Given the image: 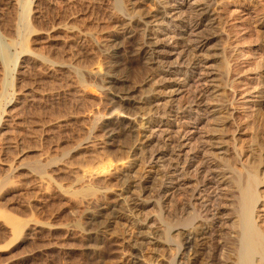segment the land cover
Masks as SVG:
<instances>
[{"label":"rangeland","instance_id":"rangeland-1","mask_svg":"<svg viewBox=\"0 0 264 264\" xmlns=\"http://www.w3.org/2000/svg\"><path fill=\"white\" fill-rule=\"evenodd\" d=\"M162 2L0 0V264H169L177 243L182 248L174 264L211 263L208 240L190 251L184 243L185 231L199 224L191 211L202 200L190 191L195 181L179 178L180 166H173L170 151L157 139L156 126L171 133V106L186 96L177 85L182 76L148 80V56L136 50L151 27L130 15L154 12ZM176 3H182L184 17L193 9L207 13L193 35L205 43L189 53L209 76L206 109L188 124L186 148H192H184L181 157L192 156L194 146L209 139L215 152L209 160L225 174L214 235L221 247L213 259L224 264L232 254L227 248L234 244L229 234L238 205L229 176L244 182L242 173L257 164L261 201L254 217L264 230V0ZM123 26H133V36H123ZM109 76L133 87L139 111L134 110L133 132L117 133L107 146L101 142V115L110 106ZM146 95L155 99L148 108L141 103ZM95 114L101 115L94 119ZM148 127L156 136L145 144ZM34 158L49 164L32 170L28 161ZM163 174L174 180L163 185L171 195L159 197ZM95 204L113 217L88 239L79 229L85 226L83 212ZM112 205L118 211H109ZM164 226L173 227L175 244L165 245Z\"/></svg>","mask_w":264,"mask_h":264},{"label":"bare ground","instance_id":"bare-ground-1","mask_svg":"<svg viewBox=\"0 0 264 264\" xmlns=\"http://www.w3.org/2000/svg\"><path fill=\"white\" fill-rule=\"evenodd\" d=\"M176 1L177 0H166V2H162V4H160L157 7V9L154 10V12H148L149 11L148 10V11H145L146 13L143 12L142 14H137L135 11H133L134 14L132 15L129 14V15L131 16V18L135 17L138 20L144 21L145 23L143 24L149 25L151 27V30L146 32V36L142 44L138 48H136L138 52L144 51L147 54L146 56H148L147 62L149 65H151L150 68L152 67L151 72L148 74V77H147L148 80L150 81L158 80V79L164 80L166 78H169V79L173 78L175 80L176 79L178 80V77L182 76L181 81L178 82L177 85H178V89H183L182 91L183 93H185L187 97L183 96V98H181V100H179L176 103V105L174 104L175 106H171L170 110L173 111V112L170 111L173 113L172 123L169 124V125H172L171 133H169L170 130L168 131V129L167 131H164V130L161 131L159 130L160 128H158L159 126H156L157 128L156 132L160 134V135L157 134V139L159 140L162 139L163 140L162 142L164 143V147L170 151L168 152L170 154L167 157H169L168 159L170 161H173V164H174L173 166H175V168L180 166L179 170H181V173L179 172L180 173L179 178H181V176L182 178L190 177L195 181V183L193 182L194 188L192 190L189 189L190 191H192V196L196 193L197 197H200L202 199L201 202L198 203V206H199L198 209H197V205H195L194 203L193 205L191 204L193 200L190 203L193 209L191 211H196L195 212L196 214L194 212L193 214H195L194 217H196V219L199 220V224H197L196 226L190 227L192 221L195 218L193 217L194 219L192 221L190 220L191 222L189 221L190 222L189 227L192 229L189 228L187 231H185V234L183 233L185 235L184 243L187 245L186 248H188V250L190 251L192 248L194 249V247L196 246H202L206 244L208 240L209 241V248H208L209 253L208 254L211 260L210 264H215L213 259L216 258L217 252H219L218 249L219 247H221L220 243L215 242L214 240L215 227H216L215 224L217 220L216 216L218 215V210H219L218 208L223 207V204H221L222 203L221 199L223 198L224 195H221L219 191H221L220 187H221L222 180L225 177V174H223V172L220 171V169L218 168V164L214 162L215 160L213 159L212 161L209 160L215 154L214 151H211L213 150L214 147L212 143L208 141L209 139H202V140L199 139L200 142L197 141L198 143L193 148L192 156L187 157L185 154L186 157L184 156L183 158L181 157V151L184 148H186V146L188 145V138L190 137L189 135L190 129L188 128V124L190 122H193V120H196L195 118H197L201 114V112L205 111L206 109L205 108L206 103L204 102L203 99L206 97L205 95L208 91L205 87V84L209 76L205 71L202 70L201 60L198 58H195V56H191L190 58L189 53H191L192 51L191 49L201 48L203 47L205 43L203 40H202L203 42H200V41L197 42L195 40L196 38L193 35H195L196 29L199 28V26L202 25L203 22L205 21L207 13H206V9H200V10L193 9L189 15L187 16L185 15L186 17H184L183 16L184 14H182L181 10H179L180 5L182 3H176ZM176 10L177 12L173 13ZM126 15H128V13H126ZM56 25L58 26V24ZM124 25H128V24H124ZM129 26L131 27V24ZM167 26L170 30L163 29V28L168 29ZM62 27H65V25ZM67 27L70 28V26H67ZM130 27L123 26L120 33L125 37L133 36V33L136 29L134 28L133 30L132 29L133 26L132 28ZM176 27H180L182 30L180 29L179 31L174 32L173 28H176ZM45 30L47 31V29ZM176 37H180V41L173 40ZM170 40H173V41L171 42ZM100 45H102V43ZM103 47H105V45H103ZM78 70L80 69L78 68ZM107 71L109 72V69ZM93 72L94 70L92 69L91 73ZM95 74H97V72ZM123 82L124 80L111 76V78L107 82V84H111V86L110 85L109 86L112 87L110 90V93H109L110 96L108 99V102L110 105L109 109H107V111L103 115L95 114V116H93L94 118V117H98L101 115V117L105 120V122H103V128L102 126L101 128L103 130L104 137L106 138L104 139L106 141H101V142L102 143L104 142V144H106L107 146L111 143V141L113 140L115 135H117V133L119 134L122 133L124 135H130V133H132L134 130L133 115L136 114L134 110H136L135 108L137 107L135 106L136 101L133 100L134 97L132 98V95H133L132 88L133 87L132 88L127 87L126 86L127 84L124 85ZM141 101H142L141 103L144 104L145 107L148 108L154 103L155 99H152L151 96L146 95L142 98ZM137 103L138 102H136V104ZM137 109L139 111V108ZM125 110L126 111L128 110V112L130 113H126ZM94 119H97V118H94ZM147 129H148L147 131L149 132V134L146 136L144 135L146 137L145 144L153 142L152 140L156 136V135L153 136V134L155 133V132L153 133V130H154L153 128L148 127ZM164 132L166 133L164 135L165 139L164 137L162 138L158 137V136H161V134H163ZM151 135L153 137H150ZM192 143H194V141ZM102 145L103 144H101V146ZM190 147L186 149H190ZM200 153L202 157L198 159L197 157L200 155ZM47 162L48 161H41L40 159L34 158L28 161V167L29 166L33 167L32 170L33 169L35 170L36 168H39V167H40L39 169H41L42 167L45 166ZM25 164L27 163L25 162ZM257 165H254V166L253 164L251 165L253 166V169L249 171L250 172L249 174L247 172L248 170L246 171L247 173L245 172L246 175L242 173L243 176L246 177V179L242 177L243 180L245 179L244 182H241L239 178L237 179L239 175L237 176V175H234V173H232V175L229 176L231 177V182L233 184L232 189L235 188L236 191L235 190L234 191L237 192L238 194V205L236 204L237 209L235 212V216H233L234 224H232L233 229L232 231H230L232 234H229L230 237L232 235V238H234V244H232L233 247H230L231 244L229 245L228 248L226 247L227 249L231 250L230 252H232V254H231V257H228L230 255L226 257L227 260L223 259L224 264H229V263L230 264H264V230L263 228L260 227V225H258V223H256V219L254 217V212H256L255 206L260 200L258 196V191L256 190L258 184L261 182L259 179L261 176L259 175L260 177L258 178L257 177L258 174H256ZM173 172L175 171H172V174ZM263 173L264 171L262 170V174ZM164 175L165 174H163L162 176L164 177L162 178V182L160 183V185L158 184L159 187H157V190H156L157 195H159V197L160 195L161 196L163 195V197L171 195V193H167L168 190L163 185L165 184L166 180L173 181L174 179L172 177H169L168 174L165 176ZM103 188L99 187V189L101 190ZM189 194L191 195V193ZM188 198L190 197L188 196ZM113 206L114 205L110 207L109 211H112L113 209L116 210L115 208L117 206L115 205L116 206L115 208ZM88 208L87 210L83 209V211L85 210V212L82 211L85 215V224H84L85 226L80 227L79 231L86 234L88 239H94L95 236L98 234V232L106 227V225L111 220L110 218H112L113 215L111 214L112 215V216L110 215L111 217H108L107 215H105V211L108 208L102 204H95L93 208L89 210ZM116 211H118V208ZM114 213L115 212H113V214ZM169 225L170 224L168 223V226ZM165 228H166L165 229L166 235L164 239L166 240V242L164 241L165 245L170 246V244H175L174 242H176L177 239L175 238L176 240H174V238H171L172 236H170V233L173 230V227H165ZM227 240H229L228 237H227ZM174 246H176L174 250L175 256H173L169 264H174L175 257L179 253L180 249L182 248V245L178 243L177 245H174Z\"/></svg>","mask_w":264,"mask_h":264}]
</instances>
